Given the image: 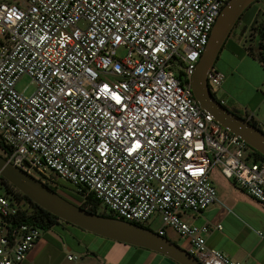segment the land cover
I'll use <instances>...</instances> for the list:
<instances>
[{"label": "built area", "instance_id": "1", "mask_svg": "<svg viewBox=\"0 0 264 264\" xmlns=\"http://www.w3.org/2000/svg\"><path fill=\"white\" fill-rule=\"evenodd\" d=\"M230 1L0 0L3 158L48 187L71 185L115 219L158 221L156 234L173 231L200 264H242L186 219L217 202L213 168L264 207V160L202 111L190 87ZM258 32L264 70V22ZM24 76L30 96L16 90ZM223 81L207 75L214 97ZM255 127L264 134V123ZM31 212L0 177V264H22L43 237Z\"/></svg>", "mask_w": 264, "mask_h": 264}, {"label": "crops", "instance_id": "2", "mask_svg": "<svg viewBox=\"0 0 264 264\" xmlns=\"http://www.w3.org/2000/svg\"><path fill=\"white\" fill-rule=\"evenodd\" d=\"M244 16L226 40L215 63L224 76L220 103L230 112L261 126L264 123V70L260 63V33ZM264 35V34H263ZM258 46V59L256 57ZM219 89V90H220ZM213 181L217 202L186 218L205 226L207 245L242 264H264V207L222 176ZM220 226L221 231L216 227ZM60 222L45 232L22 264H175L158 254L111 242ZM56 231V232H53ZM91 236L93 238H91ZM172 242V241H171ZM69 255L77 256L76 263Z\"/></svg>", "mask_w": 264, "mask_h": 264}, {"label": "water", "instance_id": "3", "mask_svg": "<svg viewBox=\"0 0 264 264\" xmlns=\"http://www.w3.org/2000/svg\"><path fill=\"white\" fill-rule=\"evenodd\" d=\"M259 1L232 0L223 8L190 80V87L202 111L211 115L216 123L235 135L248 148L264 157V134L246 119L227 110L211 94L207 85V75L215 69L218 56L232 30L244 13ZM0 177L40 209L81 231L158 254L175 264H200L180 246L148 229L115 218L96 215L74 205L45 184L15 168L2 156Z\"/></svg>", "mask_w": 264, "mask_h": 264}, {"label": "rangeland", "instance_id": "4", "mask_svg": "<svg viewBox=\"0 0 264 264\" xmlns=\"http://www.w3.org/2000/svg\"><path fill=\"white\" fill-rule=\"evenodd\" d=\"M19 1H21V0H19ZM244 16H248V17L250 16V18L252 17L251 23H252V25L255 26V30H254L255 33L254 34H256L258 27L261 26L264 22V0H260L258 3H255L254 5H252L244 13V15L242 16V19L244 18ZM256 49H257V53L255 55L258 59V57H259L258 46L256 47ZM117 54L120 57L125 55V53L123 51H119ZM16 90L20 94L30 96L35 92L36 86L34 85V83L32 82V80L29 77L24 76L18 81V83L16 85ZM214 95H215V98L218 102L225 100L222 97L221 89L216 90ZM262 131H264V130H262ZM0 156L3 157V153H2L1 148H0ZM217 176H221V174L217 168H213V170L211 172V180H214ZM60 185L63 186L64 189L57 188V190H58V193H60V195H62L63 198H65L66 200H68L69 202L73 203L76 206L86 205L89 207L87 202H85V203L82 202V200L74 194L75 188H73L71 185H69L65 182H61ZM99 212L101 213V211H99ZM58 223L60 224V222H58ZM160 227H161V224L157 221L155 224L150 226L149 230L156 233ZM69 228H73L74 230H76L75 232H81V230H79L75 227L70 226ZM53 232H56V231H53ZM91 238H93V237L91 236ZM166 238L168 240L172 241L173 243L177 244L180 247L183 246L184 242L171 230H166Z\"/></svg>", "mask_w": 264, "mask_h": 264}, {"label": "trees", "instance_id": "5", "mask_svg": "<svg viewBox=\"0 0 264 264\" xmlns=\"http://www.w3.org/2000/svg\"><path fill=\"white\" fill-rule=\"evenodd\" d=\"M253 125L255 126V124H253ZM0 148L3 151V146L1 144H0ZM251 152H252V154H253V156L255 157L256 160H264V157H262L258 153L254 152L253 150H251ZM1 180L3 181V184L5 185V187L10 192H13V193L17 194L18 196H20L21 198H23L24 200H26L28 202V204H30V206L32 208V212H31L30 216H27L25 218L28 222L36 224L44 232L49 231L58 222H61L62 224H65L67 226H70V225H68V224L60 221L56 217L52 216L48 212L40 209L38 206H36L35 204H33L28 198H26L25 196H23L22 194H20L18 191H16L5 180H3L2 178H1ZM49 188L51 190H53L54 192H57V189L56 188L51 187V186ZM87 204L89 205V207L86 206V205H81L79 207L82 208V209H84V210H86V211H88V212H90V213L96 214V215L113 218L112 216H110V215H108L106 213H103V212L100 213L99 212L100 211L99 210V204L97 202H95L92 197H89L88 198ZM143 228H145V227H143ZM145 229H147V228H145Z\"/></svg>", "mask_w": 264, "mask_h": 264}]
</instances>
